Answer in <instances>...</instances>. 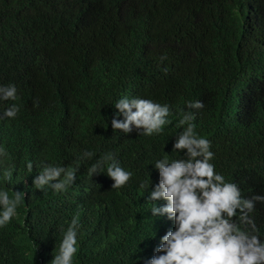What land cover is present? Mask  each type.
<instances>
[{
    "label": "trees",
    "instance_id": "obj_1",
    "mask_svg": "<svg viewBox=\"0 0 264 264\" xmlns=\"http://www.w3.org/2000/svg\"><path fill=\"white\" fill-rule=\"evenodd\" d=\"M7 86L17 91L0 99V191L25 196L0 226V264H51L74 218L72 264L163 255L155 250L176 225L153 217L152 204L167 201L148 197L159 183L155 163L186 159L173 145L189 111L215 172L253 201L251 223L239 209L232 222L264 244V201L255 200L264 196V0H0ZM125 97L167 105L168 123L151 136L112 129ZM197 101L202 108H188ZM13 104L19 112L5 117ZM106 155L102 174L90 177ZM110 163L131 173L124 186L112 188ZM48 166L77 170L75 182L37 189Z\"/></svg>",
    "mask_w": 264,
    "mask_h": 264
},
{
    "label": "clouds",
    "instance_id": "obj_2",
    "mask_svg": "<svg viewBox=\"0 0 264 264\" xmlns=\"http://www.w3.org/2000/svg\"><path fill=\"white\" fill-rule=\"evenodd\" d=\"M16 91L15 86L0 87V99L15 100ZM202 107L200 101L188 104L189 109ZM115 108L123 114L124 119L119 121L113 117L112 129L125 134L132 131V126L142 130L140 134L145 136L159 133L162 126L168 123L166 118L170 115L167 105L161 106L145 99L130 100L125 97L116 103ZM18 112L19 107L13 104L4 112V116L14 118ZM194 118V113L185 112L178 126L187 127L173 145L174 150H186V159L171 163L161 159L154 165L159 172V183L148 200L162 198L167 204L160 208L152 204L150 211L153 217L167 214L168 219H174L176 230L162 237L161 245L155 251L164 254L153 256L148 264H264V244L256 236L241 231L231 219L239 209L240 220L247 221L248 212L254 207L253 201L243 200L238 187L215 172L209 162L213 158L209 141L195 134L194 125L190 123ZM90 155L85 153V156ZM111 159V155H106L97 160L90 166L89 176L102 174L104 162ZM31 168L29 163V171ZM76 171L48 166L36 176L33 185L37 189L48 186L56 192H63L75 182ZM106 171L114 181L112 188L124 186L131 176L116 163L108 164ZM62 173L63 179H60ZM7 175L10 177L11 172ZM24 196V193L13 192L10 198L8 191H0V206L3 209L0 212V226H5L16 214V208ZM255 200L264 201V196H257ZM78 227V221L74 218L51 264H72L77 251Z\"/></svg>",
    "mask_w": 264,
    "mask_h": 264
}]
</instances>
